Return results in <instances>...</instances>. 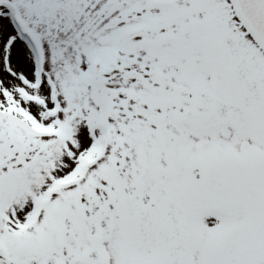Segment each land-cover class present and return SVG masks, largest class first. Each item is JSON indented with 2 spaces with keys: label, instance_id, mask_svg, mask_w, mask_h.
<instances>
[{
  "label": "rangeland",
  "instance_id": "374dc122",
  "mask_svg": "<svg viewBox=\"0 0 264 264\" xmlns=\"http://www.w3.org/2000/svg\"><path fill=\"white\" fill-rule=\"evenodd\" d=\"M2 22L0 264H152L226 233L215 207L264 215V56L225 0H0Z\"/></svg>",
  "mask_w": 264,
  "mask_h": 264
},
{
  "label": "flooded vegetation",
  "instance_id": "af4514ba",
  "mask_svg": "<svg viewBox=\"0 0 264 264\" xmlns=\"http://www.w3.org/2000/svg\"><path fill=\"white\" fill-rule=\"evenodd\" d=\"M216 200L218 204L219 200ZM202 206H206V204L202 203ZM212 212L207 217H210L216 223V226L226 231V233L221 234L219 239L206 246H198L192 249L190 245H184L180 250L181 255L179 257L176 258V256L167 253L162 257L163 261L152 262V264H264V246L262 243L247 239L251 232H255L260 227L264 228V215L258 214V210L254 208L244 210L241 208L220 209L215 207ZM237 213H244L248 218L259 219L252 225L236 224L233 220ZM234 236L237 237L233 241L227 239ZM252 246L257 253V256H255L257 257L256 261L251 260L249 254L245 255L251 250ZM174 259H178V261L174 262Z\"/></svg>",
  "mask_w": 264,
  "mask_h": 264
},
{
  "label": "water",
  "instance_id": "95a60500",
  "mask_svg": "<svg viewBox=\"0 0 264 264\" xmlns=\"http://www.w3.org/2000/svg\"><path fill=\"white\" fill-rule=\"evenodd\" d=\"M244 29L264 51V0H229ZM222 136H227L221 130Z\"/></svg>",
  "mask_w": 264,
  "mask_h": 264
},
{
  "label": "bare ground",
  "instance_id": "6f19581e",
  "mask_svg": "<svg viewBox=\"0 0 264 264\" xmlns=\"http://www.w3.org/2000/svg\"><path fill=\"white\" fill-rule=\"evenodd\" d=\"M9 33H10V31L8 29V26L6 25L5 22H2V25L0 26V38H1V40L3 39L6 41L7 39H9V37H8L10 35ZM13 43L15 45H13V47H12L13 50L11 49V52H12L11 57H12V63H13L15 70H16L15 74H16V76L19 74L24 75V73H25L24 71L26 69L25 54L23 53V49H22L20 42L16 38L13 39ZM24 76L26 77V74ZM27 83H28V81H27ZM32 86H33V84H32Z\"/></svg>",
  "mask_w": 264,
  "mask_h": 264
}]
</instances>
